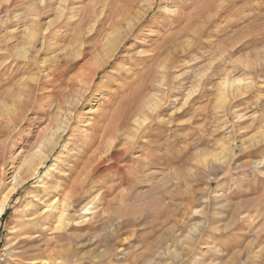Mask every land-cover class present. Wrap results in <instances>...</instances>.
Masks as SVG:
<instances>
[{"label":"rangeland","instance_id":"374dc122","mask_svg":"<svg viewBox=\"0 0 264 264\" xmlns=\"http://www.w3.org/2000/svg\"><path fill=\"white\" fill-rule=\"evenodd\" d=\"M115 32L93 84L73 83ZM76 89L69 131L0 218V264H264V0H0V200Z\"/></svg>","mask_w":264,"mask_h":264},{"label":"bare ground","instance_id":"6f19581e","mask_svg":"<svg viewBox=\"0 0 264 264\" xmlns=\"http://www.w3.org/2000/svg\"><path fill=\"white\" fill-rule=\"evenodd\" d=\"M137 2V1H136ZM215 4V2H214ZM144 5V4H143ZM213 5V4H212ZM212 5L210 4V6L212 7ZM143 7V6H142ZM148 7V6H147ZM207 7V6H206ZM144 8V7H143ZM209 8V6H208ZM151 11V10H150ZM146 13H149V12H146ZM136 15V14H135ZM138 15V14H137ZM145 17H147L146 15H144ZM142 16V17H144ZM115 21V19H113ZM123 20V19H122ZM121 20V21H122ZM142 19L140 18V21ZM113 21V22H114ZM117 21V20H116ZM207 21V20H206ZM112 22V23H113ZM111 23V22H110ZM109 23V24H110ZM115 23V22H114ZM129 23V22H127ZM141 23V22H139ZM138 24V23H137ZM138 26V25H137ZM111 26H109V29ZM122 27V26H121ZM128 27V26H127ZM118 29V28H117ZM115 30V29H114ZM133 31V30H132ZM113 32V31H112ZM108 33V31H107ZM135 33V32H134ZM36 34V33H35ZM126 34V33H125ZM131 34V33H130ZM129 34V35H130ZM123 34L121 32H115L113 34H110V35H107L106 36V39L105 41L103 42V44L97 46L96 48V52H94V56H92L89 61L83 65V67H85V69L80 73V75H77L76 77L73 78L72 82L73 83H76L77 84L79 83V85H81L82 87H85V89H87V87H89L90 85L93 84L94 80L96 79L97 77V74L99 73V71L114 57V55L118 52L119 48H120V44L123 45L122 43V40H120L122 43L119 42L118 44V41H119V38L120 36H122ZM32 38H33V34L30 35ZM124 36V35H123ZM127 37V36H126ZM36 38V37H35ZM104 38V37H103ZM123 39V38H122ZM30 41V39H29ZM103 41V40H102ZM33 41H31L32 43ZM30 43V42H29ZM10 45V44H9ZM17 45H21V44H17ZM14 46V45H12ZM28 47V46H27ZM95 47V46H94ZM11 48V47H10ZM18 49V48H17ZM9 50V49H8ZM12 50V49H11ZM22 50V49H21ZM20 50V51H21ZM27 50V49H26ZM26 50L23 49L22 50V53L23 55L26 54ZM17 51V50H16ZM28 51V50H27ZM30 51V50H29ZM13 53V52H11ZM28 53V52H27ZM15 54V53H14ZM18 54V53H17ZM86 54V53H85ZM19 55V54H18ZM27 55V54H26ZM91 55V54H90ZM93 55V54H92ZM29 56V54H28ZM26 56V57H28ZM116 56V55H115ZM58 58V57H57ZM56 58V60H58ZM32 59L34 60V58L32 57ZM115 59V58H114ZM111 62V61H110ZM62 63V62H61ZM45 65V64H44ZM62 65V64H61ZM43 66V65H42ZM64 67V65L62 66ZM163 68V67H162ZM58 69V68H57ZM63 69V68H62ZM59 70V69H58ZM57 71V70H56ZM64 71V70H62ZM61 72V71H60ZM102 73V72H101ZM232 82V81H231ZM71 83V82H70ZM247 84V83H246ZM238 85V84H237ZM33 86V85H32ZM230 86V85H229ZM34 87V86H33ZM239 87V86H238ZM26 87H24L25 89ZM69 88V87H68ZM74 88V87H73ZM240 88V87H239ZM247 88V87H245ZM30 89L28 88V91ZM32 90H34V88H32ZM31 90V91H32ZM66 90V89H65ZM72 90V89H71ZM77 90V89H76ZM237 90V89H236ZM239 90V89H238ZM30 92V91H29ZM75 90H73L71 93V96L70 97V94H67V92L64 93L61 95V98L60 100L58 101V104H57V107H58V110L56 111L55 115H56V122H57V126L55 127H48L46 128L42 134V136L39 135L37 141L33 144L32 148L29 150L28 153H26V155L24 156L23 158V161L21 163V165L17 168V170L15 171V173H13L12 177H11V181H10V187L7 189V191H5L2 199L0 200V218L2 217V215L4 214L5 210H6V205L8 204V201L10 200L11 196L19 189L20 186H22L24 183H26L28 180L32 179L41 169V167L44 165V163H46V160L50 157V155L53 153V151L56 149V147L59 145V143L62 141V139L64 138V135L65 133L67 132L70 124H71V121H72V115L69 114V111L70 112H73V109L75 107L78 106L79 104V101L82 99L83 97V94L77 90V92L74 94ZM87 96V95H85ZM82 102V101H81ZM90 102V101H89ZM26 103V102H25ZM28 103V102H27ZM83 103V102H82ZM64 105L67 106V109L64 110ZM137 110V109H136ZM75 111V110H74ZM11 112V111H10ZM13 112V111H12ZM11 112V113H12ZM138 112V111H136ZM134 112L133 114L134 115H137V113ZM74 114V113H73ZM132 114V112L130 113ZM129 114V115H130ZM10 116V115H9ZM126 116V115H125ZM133 115H131L130 117H132ZM113 117V116H112ZM127 117V116H126ZM125 118V117H124ZM16 119L18 121H16ZM13 120L17 122V124L19 123V126H20V123L24 120L23 116H22V112L21 111H18L17 113L15 112V115L13 117ZM128 120V119H127ZM125 122V121H124ZM13 124V123H12ZM127 124V123H125ZM18 125H16L17 127ZM139 126V125H138ZM100 127V126H99ZM126 127V126H125ZM102 128H104V126H102ZM103 130V129H102ZM145 130V129H144ZM69 131V130H68ZM118 131H119V128H118V124L117 122L114 120L112 122H110L107 127L105 128V130H103V133H101V135L99 136L102 141L101 142V145L98 147V152L100 150V148L102 147L103 143L105 142L106 138L107 137H111L113 139V142L118 138ZM260 131V130H259ZM101 132V131H100ZM138 133V132H137ZM100 134V133H99ZM260 135V134H259ZM258 135V136H259ZM110 138V139H111ZM257 141V140H256ZM99 142V143H100ZM255 142V141H254ZM116 143V142H114ZM123 144V143H122ZM130 144V143H129ZM92 145V144H91ZM90 145V146H91ZM231 145V144H230ZM125 146H126V142H125ZM123 145L122 149H120L121 145H119V149L115 150V156H119V155H122V154H126V151L128 150L129 147H125ZM229 146V145H228ZM234 146V145H233ZM244 146V145H243ZM89 147V146H88ZM231 147V146H230ZM108 148V147H107ZM90 149V148H89ZM96 149V148H95ZM116 149V147H115ZM227 149V148H226ZM225 149V150H226ZM94 151V150H93ZM92 151V152H93ZM101 151V150H100ZM129 151V150H128ZM231 151V150H230ZM96 152V153H98ZM102 152V151H101ZM108 152V151H107ZM94 154V153H92ZM103 154V153H102ZM91 157V155L89 156ZM108 157V156H107ZM112 157V156H111ZM124 157V156H123ZM100 158V157H99ZM219 158V157H218ZM102 159V158H100ZM117 159V158H116ZM121 159H122V156H121ZM94 160L95 157H94ZM93 160V161H94ZM219 160V159H218ZM89 161V158L88 160ZM100 162V161H99ZM90 163V162H88ZM87 163V164H88ZM98 163V161L96 162ZM103 163V160L98 164V165H90L91 168H88V166L84 167V170L82 171V173L80 174V177L84 174V173H87L86 177H82L80 179L79 177V180H78V184H74L75 185L74 187H72L71 189H74L73 191H78L79 190V187L82 186L84 183L83 181L85 182L87 177H89L90 173L94 172L96 170V168H100L99 165H102ZM85 164V163H84ZM207 164V163H206ZM134 165V164H133ZM51 168L52 165H51ZM213 170V169H212ZM51 171V170H50ZM126 171V170H125ZM50 173V172H48ZM46 174V173H45ZM94 174V173H93ZM38 175V174H37ZM217 175V174H216ZM130 177V176H129ZM85 180H84V179ZM124 179V178H123ZM83 180V181H82ZM164 182V181H163ZM41 183V182H40ZM162 186V185H161ZM43 187V186H42ZM60 187V186H59ZM71 191V190H70ZM69 191V192H70ZM53 192V191H52ZM51 192V194H52ZM60 192V191H59ZM78 193V192H77ZM74 194V193H73ZM46 195V194H45ZM47 197V196H46ZM45 197V199H46ZM50 197V196H49ZM72 196L71 195H66L64 196L63 198V201H68L69 199L71 200ZM41 199V198H40ZM60 199V198H59ZM56 201V202H54ZM59 200L58 198L56 200H53V197L50 198L49 201L45 202L47 205H46V209L48 208V212L46 211V213H44V210L42 212V214L40 215H43V220H45V222H50L49 220H52L51 217L53 216L52 214H50V211H52L53 209H56L58 208L59 209V206H58V203ZM61 204V203H60ZM64 208L61 209L59 213V216L57 218V229L58 230H61L63 225L65 224V221H66V217H68L65 213H66V210H67V207H69L67 204H63ZM45 207V206H44ZM34 208V207H33ZM56 209V210H58ZM54 211V210H53ZM52 211V212H53ZM41 213V212H39ZM38 213V214H39ZM36 217V216H35ZM41 217V216H40ZM33 218V217H32ZM39 218V217H38ZM54 218V216L52 217ZM42 219V218H41ZM104 220V219H102ZM105 220H107V218H105ZM37 222V221H36ZM103 222V221H102ZM42 223V222H41ZM106 223V222H105ZM104 224V223H103ZM46 225V223H45ZM48 226V225H47ZM108 226V225H107ZM31 227V226H30ZM45 227V226H44ZM101 227V226H100ZM105 227V226H104ZM35 228V227H34ZM46 228V227H45ZM52 228V227H51ZM29 230V229H27ZM36 230V229H35ZM25 231V230H24ZM37 231H39V229H37ZM63 231V230H61ZM193 231V230H192ZM40 232V231H39ZM59 232V231H58ZM43 234V233H42ZM60 235V234H59ZM61 235H62V232H61ZM31 239V238H30ZM34 239V238H33ZM58 239V238H57ZM25 241V240H23ZM28 241V240H27ZM36 241V239H35ZM58 241H61V239H59ZM47 242V241H46ZM19 244H20V241H19ZM31 244V243H30ZM39 245V243L37 244ZM32 247V245H30ZM35 246V245H33ZM49 246V245H47ZM28 249V247H27ZM38 251V250H37ZM40 251V250H39ZM54 254V253H53ZM52 255V254H51ZM20 256V255H19ZM56 256V255H55ZM52 257V256H51ZM50 259H53L54 258H51ZM46 259V258H45ZM44 259V260H45ZM49 261V260H48ZM58 264V263H57Z\"/></svg>","mask_w":264,"mask_h":264}]
</instances>
